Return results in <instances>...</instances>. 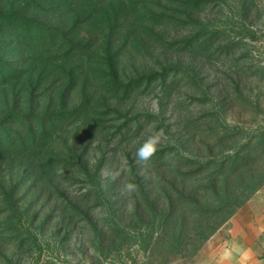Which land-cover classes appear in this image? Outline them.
I'll use <instances>...</instances> for the list:
<instances>
[{"label":"rangeland","instance_id":"obj_1","mask_svg":"<svg viewBox=\"0 0 264 264\" xmlns=\"http://www.w3.org/2000/svg\"><path fill=\"white\" fill-rule=\"evenodd\" d=\"M15 3L0 24V264L211 263L264 188L236 206L264 178V0Z\"/></svg>","mask_w":264,"mask_h":264},{"label":"crops","instance_id":"obj_2","mask_svg":"<svg viewBox=\"0 0 264 264\" xmlns=\"http://www.w3.org/2000/svg\"><path fill=\"white\" fill-rule=\"evenodd\" d=\"M252 202L249 217L241 222L239 217L233 220L228 239L218 247L211 243L204 251L209 264L264 263V255L259 251L264 240V188Z\"/></svg>","mask_w":264,"mask_h":264},{"label":"trees","instance_id":"obj_3","mask_svg":"<svg viewBox=\"0 0 264 264\" xmlns=\"http://www.w3.org/2000/svg\"><path fill=\"white\" fill-rule=\"evenodd\" d=\"M17 4L18 3H15V0H3V1L0 0V24H1L2 28L5 27V24H12L16 20L15 15L19 14L18 11L22 8L21 5L19 8H17ZM263 183H264V178L262 180H256V181H252V182H251V180H249L248 184L242 186L239 189V192L241 195L239 194L240 197H238L239 199H238V201H236V206L238 205L239 201H242L244 197H246L250 194L249 192H252L253 190H255V189L257 190L260 187H262ZM214 193L217 194V192H214ZM207 209H208V211H211V209H209V208H207ZM216 228L217 227H215L214 230Z\"/></svg>","mask_w":264,"mask_h":264},{"label":"clouds","instance_id":"obj_4","mask_svg":"<svg viewBox=\"0 0 264 264\" xmlns=\"http://www.w3.org/2000/svg\"><path fill=\"white\" fill-rule=\"evenodd\" d=\"M163 138L162 130L150 136L136 151V156L141 161H147L151 158L154 153H156L158 147L161 144ZM125 189L128 192L135 190V185L133 183H127Z\"/></svg>","mask_w":264,"mask_h":264}]
</instances>
